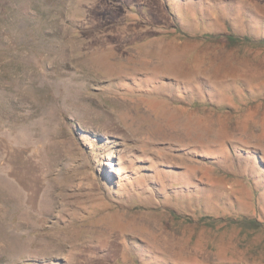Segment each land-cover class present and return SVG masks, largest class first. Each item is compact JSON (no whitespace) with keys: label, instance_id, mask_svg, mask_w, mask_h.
Instances as JSON below:
<instances>
[{"label":"rangeland","instance_id":"374dc122","mask_svg":"<svg viewBox=\"0 0 264 264\" xmlns=\"http://www.w3.org/2000/svg\"><path fill=\"white\" fill-rule=\"evenodd\" d=\"M262 39L264 0H0V264H264Z\"/></svg>","mask_w":264,"mask_h":264},{"label":"trees","instance_id":"16d2710c","mask_svg":"<svg viewBox=\"0 0 264 264\" xmlns=\"http://www.w3.org/2000/svg\"><path fill=\"white\" fill-rule=\"evenodd\" d=\"M262 40H264V39H262ZM249 41H251V40L249 39ZM14 173H15V179H16V181L18 183H20L21 186L26 187V188H27V186L33 188L34 191L32 193H34V194H36L38 192V190L40 188V187L38 188V186H40L39 183H38V180L36 178L35 179L34 178H29V179L27 178V177H30L29 174H31V173H27V177H24L22 175H19L18 172H14Z\"/></svg>","mask_w":264,"mask_h":264},{"label":"bare ground","instance_id":"6f19581e","mask_svg":"<svg viewBox=\"0 0 264 264\" xmlns=\"http://www.w3.org/2000/svg\"><path fill=\"white\" fill-rule=\"evenodd\" d=\"M58 242V241H57Z\"/></svg>","mask_w":264,"mask_h":264}]
</instances>
